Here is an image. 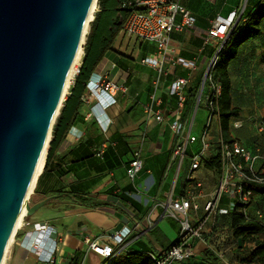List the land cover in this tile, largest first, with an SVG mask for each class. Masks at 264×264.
Here are the masks:
<instances>
[{"label": "crops", "instance_id": "1", "mask_svg": "<svg viewBox=\"0 0 264 264\" xmlns=\"http://www.w3.org/2000/svg\"><path fill=\"white\" fill-rule=\"evenodd\" d=\"M258 3L259 0H180L194 18V25L181 32H172L171 46L180 57L194 60L196 69L189 73L177 67L170 75L159 77L157 87L153 86L157 73L140 63L146 56L155 55V46L149 42L128 43L122 33L117 35L89 80L106 78L123 90L116 93V104L104 111L96 106L94 99L84 103L88 93L87 90L83 92L79 115L51 154L47 166L46 156L33 187L32 203L54 195L62 196L20 222L19 231H16L8 248L6 264H103V258L88 249L84 238L103 242V236L122 228L130 230L127 252L162 257L170 251L180 228L174 225L176 236L171 237L160 226L164 220L170 221L162 218L161 209L154 210L149 221L147 218L153 201H162L170 192L174 196L181 193L190 172L191 157L201 147L199 141L189 145L179 171L177 164H172L165 175L174 137L165 124H158L147 117L144 107L152 102L154 96L153 111H160L168 122L176 107L175 98L170 94L171 82L176 77L189 76L187 93L196 86L200 87L219 44L217 39L204 44L207 31L215 20L219 17L227 19L233 13H236L235 20L240 14L244 19L249 18L255 13ZM258 28L260 35L238 46L235 59L227 65L230 109L236 110L237 115L230 118L224 134L221 122L212 121L209 134L212 145L203 157V166L191 174L194 181L202 184L205 194L218 183L219 172L217 176H210L213 168L209 163L218 157L215 144L220 136L226 140L237 139L253 155L264 157V131H259V127L264 126V20ZM84 55L83 50L78 72L61 110L74 88ZM202 109L204 115L198 137L207 117ZM235 122H239V128L233 127ZM194 127L195 120L192 132ZM103 146L104 154L97 156L96 151ZM136 149H140L142 169L130 179L126 169ZM254 167L264 172V162L257 161ZM78 198L86 199L93 207L81 205ZM198 202L203 205L205 199L199 198ZM232 207L233 200L223 197L218 209L203 224L201 239L193 240V256L176 264L241 263L247 255V243L239 247L233 236ZM219 210H226L227 214H220ZM257 211L262 214L257 222L264 225V193L252 195L247 214L256 219ZM204 217L200 211L198 220L202 221ZM255 238L264 240V233ZM34 244L39 245L37 251L31 249ZM108 247L115 248L112 243ZM54 248L57 251L50 263L48 260Z\"/></svg>", "mask_w": 264, "mask_h": 264}, {"label": "built area", "instance_id": "2", "mask_svg": "<svg viewBox=\"0 0 264 264\" xmlns=\"http://www.w3.org/2000/svg\"><path fill=\"white\" fill-rule=\"evenodd\" d=\"M97 2L98 0L96 1L94 15L98 10ZM122 8L129 10V14L121 28V33L126 41L128 43L149 42L156 48L155 55H148L140 61L142 65L150 67L157 73V78L153 81L154 87H157L159 77L170 75V72L177 67H182L189 73L196 69L194 60L180 57L171 46L170 36L172 32H181L194 25V18L180 4V0H123ZM240 16L237 20H235L236 13L231 14L227 19L219 17L207 31L204 44H208L214 39L219 40V44L203 75L191 116L185 119L183 116L187 100L189 76L176 77L171 82L170 94L175 98L176 107L171 112V119L168 122L165 121L164 115L160 111H153L154 96L152 97V102L144 107L145 115L154 119L158 124H165L174 137L172 154L165 175L172 164H177V172L179 171L189 145H193L199 141L201 147L191 157L190 172L181 193L174 196L170 192L162 201H153L150 208L148 221L154 210L161 209L162 218L172 219L180 228L178 238L169 252L162 257H157L153 254L149 255L155 264L180 263L193 256V240L201 239L203 224L209 215L218 209L223 197L231 198L233 200L232 209L238 206L239 211L249 221L251 218L248 216L247 210L250 206L253 193L250 188L246 189V187L264 185V172L258 171L254 167L257 161L264 162V157L253 155L239 140H225L222 136L219 137L215 144L220 162L217 186L211 192L205 194L202 190V184L194 181L191 177L194 171L203 166V157L212 145L209 139L212 121L217 120L220 122L219 101L222 95V88L218 81L214 79L213 72L218 57L224 52L233 30L240 20ZM88 32L89 26L82 45V55ZM80 61L73 71L68 89L78 72ZM86 90L88 95L83 99V102L87 103L91 99H94L96 106L104 111L116 104V93L123 90V88L106 78L99 77L89 80ZM200 101H203V108L207 113V117L200 137H196L192 134V127L195 112L198 109ZM233 127L239 128V122H235ZM259 131H264V126H260ZM104 149V146L101 147L96 155L101 156ZM141 169L140 149H136L133 151L126 174L130 179H133ZM199 198L205 199L203 205L199 204ZM200 211L205 214L202 221L198 220V213ZM219 213L227 214V211L219 210ZM260 217H262V214L260 211H257L256 219ZM129 234V229L122 228L103 236V242H100L98 239L85 237L84 244L93 253L103 258V264H113L117 255L126 248ZM109 243H112L115 248H109ZM31 249L37 251L39 245H31ZM56 251V248L51 250V257L48 260L50 263L53 262L52 256ZM4 264H6V260Z\"/></svg>", "mask_w": 264, "mask_h": 264}, {"label": "water", "instance_id": "3", "mask_svg": "<svg viewBox=\"0 0 264 264\" xmlns=\"http://www.w3.org/2000/svg\"><path fill=\"white\" fill-rule=\"evenodd\" d=\"M92 2L0 0V264L22 208L30 217L62 196L26 197Z\"/></svg>", "mask_w": 264, "mask_h": 264}, {"label": "trees", "instance_id": "4", "mask_svg": "<svg viewBox=\"0 0 264 264\" xmlns=\"http://www.w3.org/2000/svg\"><path fill=\"white\" fill-rule=\"evenodd\" d=\"M122 3L123 0H98V11L94 15V20L89 25V33L84 45L85 55L82 66L75 78V85L71 95L65 101L64 108L61 110L52 129V140L49 145L46 166L51 154L58 148L66 133L73 125L76 117L79 115L82 107V94L86 90L89 78L106 52L111 49L117 35L121 33L123 22L129 14L128 9L122 8ZM262 20H264V0H259L256 11L251 17L244 19L243 15H241V21L235 26L224 52L218 57L214 67L213 77L222 88L219 107L223 134L228 129L230 118L237 115L236 110L230 109V80L227 74V65L235 59L238 46L260 35L258 26ZM198 90L199 86L188 90L183 115L184 119L191 116L194 111ZM209 166L219 172V157L210 162ZM249 188L253 194L264 193V185L246 187V189ZM78 202L88 208L93 207L86 199L78 198ZM231 226L234 238L236 240L241 239V245L247 243V255L241 259L240 264H264V240L255 238L257 235L264 233V225L258 223L255 218H251L249 221L246 220L237 206L231 213ZM126 250L127 248L117 255L113 264H155L150 259V254L127 252ZM213 259L218 263L216 258Z\"/></svg>", "mask_w": 264, "mask_h": 264}, {"label": "bare ground", "instance_id": "5", "mask_svg": "<svg viewBox=\"0 0 264 264\" xmlns=\"http://www.w3.org/2000/svg\"><path fill=\"white\" fill-rule=\"evenodd\" d=\"M96 1L97 0H93L92 5H91V8H90V11H89L88 16H87V19H86V22L84 24L83 35H82V38H81V41H80V46H79V48H78V50L76 52V55L74 57L72 66H71V68L69 70V73L67 75L66 82H65V85H64V88H63V92H62L63 99H65V95H66V92H67V89H68V86H69V82H70V78H71V76L73 74V71H74L76 65L79 63L80 57L82 56V45H83L84 40H85V34H86L87 30H88L89 23L94 18V13H95V10H96V7H95ZM60 107H61V104L59 105V108ZM59 108H58V110H59ZM48 141H49V136L47 138V141H46V144L44 146V149H43V151L41 153V156H40V158L38 160V163L36 165V169H35V172H34V176H33V179L31 181V184H30V187H29V190H28V194L26 196L28 202L30 201V197H31V195L33 193V190H34L33 187H34L36 178L39 175V173L41 172V170H42V168L44 166V163H45ZM25 214H26V210L23 207L22 210H21L20 216L18 218V221H17V223L15 225L14 231H13V233H12L10 239H9V242L7 244V248H6V251H5V254L3 256V259H2L1 264H4V262H5V258H6V254H7L8 248H9V246H10V244H11L13 238H14V235H15V233L17 231V228H18L20 222L25 218Z\"/></svg>", "mask_w": 264, "mask_h": 264}, {"label": "rangeland", "instance_id": "6", "mask_svg": "<svg viewBox=\"0 0 264 264\" xmlns=\"http://www.w3.org/2000/svg\"><path fill=\"white\" fill-rule=\"evenodd\" d=\"M97 6H98V2H97ZM97 9H98V7H97ZM202 107H203V101H201L199 108L195 112V119H194L195 120V127H194L192 134L196 137L199 136L200 123L203 121L202 118H203L204 114L202 112L203 111ZM209 175L210 176H217V170L213 169L212 172H209ZM33 199H34V195L32 194L31 199H30L31 204L33 202ZM170 221L164 220V222H162L160 226H163V228L168 232V234L171 237H175L176 233H175V229H173V228H174V225H177V227H179V225L177 223H175V221H173L172 219H170ZM171 224H172V226H171ZM18 231H19V229H18Z\"/></svg>", "mask_w": 264, "mask_h": 264}]
</instances>
